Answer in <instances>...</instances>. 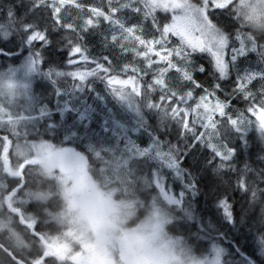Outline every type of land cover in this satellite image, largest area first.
I'll list each match as a JSON object with an SVG mask.
<instances>
[{"label": "trees", "instance_id": "16d2710c", "mask_svg": "<svg viewBox=\"0 0 264 264\" xmlns=\"http://www.w3.org/2000/svg\"><path fill=\"white\" fill-rule=\"evenodd\" d=\"M80 2L106 6L108 0ZM50 3L0 0V69L7 74L28 57L38 62L30 98L23 93L11 98L15 109L10 111L9 94L0 97V218H10V230L0 231V264H69L58 260L48 244L67 229L65 196L55 178L28 163L39 158L34 143L85 157L101 194L125 205L123 214L137 208L133 226L142 213L147 220L159 211L167 216L169 237L192 257L220 248L223 264H264V131L260 113L256 119L247 114L253 101L264 102V24L251 25L252 16L243 14V2L237 0L209 11L214 30L227 41L225 64L221 68L211 53L195 50L180 64L191 79L175 72L171 88L179 94L191 91L196 98L212 95L229 105L228 115L245 114L246 119L240 130L227 116L218 117L215 128L197 120L185 129L169 108L149 106L159 104V89L117 95L103 72L83 80L71 75L90 71L95 62L107 64L105 57L113 68L143 67V58L123 54L107 38L121 25H136L151 36L154 22H170L169 12L153 11L148 0H112L120 9L119 23L101 21L94 29L72 32L56 22ZM83 15L72 10L61 18L79 24ZM37 32L45 40L29 38ZM75 44L83 47L87 61L69 63ZM130 74L131 68L121 76ZM242 80L250 81L247 100L237 88ZM20 149L32 152L19 156Z\"/></svg>", "mask_w": 264, "mask_h": 264}, {"label": "snow or ice", "instance_id": "6c2138e0", "mask_svg": "<svg viewBox=\"0 0 264 264\" xmlns=\"http://www.w3.org/2000/svg\"><path fill=\"white\" fill-rule=\"evenodd\" d=\"M231 5L218 7L214 0H204V10L200 13L191 11V6L186 0H179L175 4L171 0H168L167 3L163 2V0H158V2L149 4L148 7L153 11L164 10L169 12L171 14L169 23L157 24L154 22V33L151 36L144 35L143 31L136 25L127 27L121 25V31L118 34H113L107 38L123 54L131 53L133 59L143 58V67L125 63L118 68H113L111 59L105 57L104 60L107 64L95 62V67L90 71L77 70L71 75L83 80L95 72H103L106 74L108 85L117 95L130 93L141 96L159 89L162 93L159 98V104L150 103L149 106L169 108L174 118H180L185 129L197 120L208 128H215L217 118L227 116L228 122L236 127L237 130H240L242 123L246 119L245 114L228 115L227 108L229 105L226 102H220L212 95L196 98L191 91L179 94L170 85V76L175 72H181L184 78L191 79L187 70L182 69L180 64L182 61L187 60L196 49L204 50L207 47L209 51H212L217 62H219L221 57L226 58L224 40L221 39L219 41L218 47L212 35L214 25L211 19L208 18V8L210 6L213 9H223ZM50 7L56 22L72 32L94 29L99 26L101 21L110 24L119 23L115 17L120 9L114 6L112 0H108L106 6L83 4L80 0H51ZM105 7L106 11L104 10ZM72 10L84 14L79 18V24H65L62 20V14ZM135 11L140 12L141 8L137 7ZM184 21H188L192 25L191 40L186 37L183 31L182 24ZM29 38L45 40V36L39 32L34 33ZM77 56L79 60L76 58ZM71 57L69 63L75 64L80 63L82 59L84 61L88 59L85 55V50L79 44L73 45ZM129 68H131L132 74L127 75L126 79L122 78L121 74H127ZM149 75L151 78L146 79ZM248 83L250 81L242 80L237 85L238 91L242 93L246 100L251 96V93L246 88ZM257 113L264 114V102L257 104L253 101L252 105L247 109V114L254 118ZM258 122L260 127L264 128V119ZM221 204L225 207L227 214V205L224 201H221Z\"/></svg>", "mask_w": 264, "mask_h": 264}, {"label": "rangeland", "instance_id": "374dc122", "mask_svg": "<svg viewBox=\"0 0 264 264\" xmlns=\"http://www.w3.org/2000/svg\"><path fill=\"white\" fill-rule=\"evenodd\" d=\"M148 1L152 4L158 2V0ZM234 1L235 0H214V3L218 7H224L228 4H233ZM237 1L238 3L243 2V4H240L243 14H245L247 17L252 16L250 19L251 25L260 27L264 24V0H250L246 3H244L245 0ZM163 2L167 3L168 0H163ZM171 2L175 4L178 3L179 0H171ZM186 2L191 6V11H198L200 13L203 12L204 0H201V3L199 4L194 3L192 0H186ZM211 9L213 8L209 6L208 18L209 11ZM182 27L186 37L191 40V23L184 21ZM212 35L218 47L219 41L221 39L224 40L227 53L226 38L223 35L218 34V32H216L214 29ZM196 50L206 51L212 54V51H209L207 47L204 50ZM217 63L222 68V66L225 64V57H221ZM37 64L38 62L36 58L28 57L25 62L15 66L12 69H9L7 74L2 69H0V97L4 98L9 94L10 102H14L12 99L15 98V96H22L21 93H23L25 96L30 98L29 91L32 87V78L34 77V71L36 70ZM9 109L10 111L15 109V102L13 105H10ZM262 119H264V114L260 113L258 116V121ZM259 128L260 130L264 131V128H261L260 124ZM32 148L34 150V154L39 156V158L30 159L28 163L40 165L41 170L47 178H55L61 185V191L65 196L66 207L71 212L68 213V210L65 212V215L68 217V222L67 229L64 234L75 240L73 242L74 245H71L75 250L78 247V243H82V248L86 251V255L88 253L94 254L95 252L100 251L102 253V250H105V246L112 245L113 239H115L118 241L122 249L139 251L145 259L150 260L153 264H223L221 256L222 250L220 248H215L213 253L204 257L197 258L187 254L184 249L181 248L183 245H180V241L178 239L169 237L165 227L168 221L167 216L165 214L163 215L159 211H154L150 218H148L146 221L142 220V223L135 226L134 228L126 227L130 217L121 219L125 227H123L122 230L117 233L116 237L113 236L111 233H109V229L104 224L105 217L94 215V212H92L90 209H95L96 207H93L92 201L89 202L82 198V190L78 189L75 184H72V178H68L61 173L55 174L52 172L48 159L58 151L46 143H34ZM31 152L28 149H20L19 156H29ZM11 175H14L13 172H11ZM165 199L169 203L173 202L172 199ZM77 206L82 208L81 214L76 212L75 209ZM123 209L124 208L122 207L120 208L121 213H123ZM95 212L98 213V210L95 209ZM101 214H106V211ZM1 218H3V216ZM1 218L0 231H5L6 229L10 230V227H8V221H10V218L6 217L3 220ZM80 220H84L85 222ZM90 229L94 230L93 236L89 231ZM48 244L50 246L49 248L51 252L54 255L56 252L57 257H64V254L62 253H64L66 242L62 240V238L53 237ZM72 261L79 262V254L73 256Z\"/></svg>", "mask_w": 264, "mask_h": 264}, {"label": "flooded vegetation", "instance_id": "af4514ba", "mask_svg": "<svg viewBox=\"0 0 264 264\" xmlns=\"http://www.w3.org/2000/svg\"><path fill=\"white\" fill-rule=\"evenodd\" d=\"M53 173H61L65 175L68 178H72V184H75L78 189L82 190V198L86 199L87 201H92L93 202V207H96L95 209L98 210V213L95 212V209L92 208L90 209L92 212H94L95 216H101L105 217L104 218V224L107 226L109 229V233H111L113 236H117V233L122 230L123 227H125L124 223L121 221V219H125L127 217L129 218L128 224L126 227L134 228L131 224V221L134 220L133 218H137V214L139 213L137 211V208L134 207L130 213L123 214L121 213L120 208L125 205L120 207V204L116 201L112 202L108 200L103 194L100 193L98 190L97 192V186L92 180V176L88 169L83 171L82 173H70V174H64L60 170L56 168H51ZM64 195V194H63ZM126 207V206H125ZM65 208L66 211L68 208L66 207L65 203ZM77 213L81 214L82 213V208L77 206L75 209ZM104 211H106V214H101ZM68 213H71L68 210ZM139 216V214H138ZM142 220H146V216L144 213H142ZM85 222L84 220H80ZM139 222V221H138ZM137 222V223H138ZM142 223L140 221L137 225ZM167 224V223H166ZM136 225V226H137ZM166 227V225H165ZM92 228V227H91ZM93 236V229L89 230ZM55 232L54 228H49V233ZM54 236L52 235L51 239ZM55 238V237H54ZM62 240L66 242V247L64 250V257L59 258L57 257L58 260L60 261H65L68 262L69 264H153L150 260L145 259L142 254H140L139 251L136 250H131V249H122L118 241L113 239V244L112 245H107L105 246V250H102L100 252H95L94 254H85L86 251L82 248V243H78V247L75 250L71 245H74V239L66 236L65 234L63 236H60ZM79 254L80 261L79 262H74L72 261V257L76 256ZM55 255L57 256V253L55 252Z\"/></svg>", "mask_w": 264, "mask_h": 264}, {"label": "water", "instance_id": "95a60500", "mask_svg": "<svg viewBox=\"0 0 264 264\" xmlns=\"http://www.w3.org/2000/svg\"><path fill=\"white\" fill-rule=\"evenodd\" d=\"M49 165L65 174L82 173L86 169V161L78 153L65 150L57 152L48 159Z\"/></svg>", "mask_w": 264, "mask_h": 264}]
</instances>
